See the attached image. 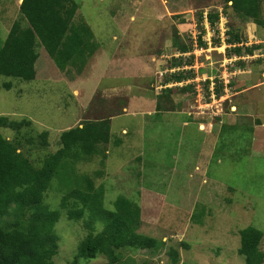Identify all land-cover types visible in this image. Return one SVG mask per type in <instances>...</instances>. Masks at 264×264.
Wrapping results in <instances>:
<instances>
[{
	"label": "rangeland",
	"instance_id": "rangeland-1",
	"mask_svg": "<svg viewBox=\"0 0 264 264\" xmlns=\"http://www.w3.org/2000/svg\"><path fill=\"white\" fill-rule=\"evenodd\" d=\"M74 1L75 20L87 23L98 43L83 74L32 80L0 74V116L29 119L26 136L49 132L46 147L18 137L34 165L57 150L60 134L81 119L110 116L107 142L91 155L63 160L44 193L48 206L59 208L60 196L81 185L84 175L102 170L94 186H103L104 206L113 209L118 198H129L141 209L138 231L164 240L156 253L117 251L124 255L120 264H174L173 252L176 264H245L237 249L239 230L249 225L263 231L258 249L264 255V155L251 152L253 132L264 130V26L226 13L223 0ZM214 11L218 20L211 25L207 13ZM20 18L19 0H0V46ZM228 31L239 33L247 46L260 43L252 55L241 56V66L225 50ZM179 57L184 62L175 65ZM178 69L189 77L163 86L168 72ZM215 78L224 87L219 97L213 82L205 84ZM242 83L248 88L234 93ZM185 85L192 88L183 90ZM165 87H176L171 102L165 98L154 110L156 93ZM129 96L137 97L131 102ZM116 101L118 109L126 108L112 116ZM0 133L8 139L16 134L8 128ZM64 211L54 225L59 241L53 264H69L88 230ZM194 212L201 223L192 222ZM81 262L107 264V257Z\"/></svg>",
	"mask_w": 264,
	"mask_h": 264
},
{
	"label": "trees",
	"instance_id": "trees-1",
	"mask_svg": "<svg viewBox=\"0 0 264 264\" xmlns=\"http://www.w3.org/2000/svg\"><path fill=\"white\" fill-rule=\"evenodd\" d=\"M261 1L223 0V10L264 26ZM77 8L74 0H21V18L10 25L0 46V74L24 80L62 79L72 72L83 74V70L89 67L88 61L98 51V43L91 35L90 26L84 21L75 20ZM199 17L202 20L201 13ZM207 20L213 25L218 20L217 11L208 12ZM228 32L226 44L229 46L225 50L228 57H238L241 66V56L252 55L260 43L247 46L239 33ZM173 43L177 45V40ZM187 49L185 44L178 47L183 53ZM183 62L179 57L175 65ZM168 74L162 81L164 84L189 77L183 69ZM213 81V92L218 97L223 92V84L216 78ZM205 82L208 87L211 81L205 79ZM228 86L232 87V84ZM5 87H9V84H5ZM188 88L192 87L185 85L183 90ZM175 89L165 87L156 93L157 110L161 109L165 98L171 102L169 96ZM119 111L118 107H114L112 116ZM109 120L110 116L81 119L60 134L61 146L57 150L45 154L41 165H34L26 150H22L24 144L18 137L46 147L49 132L44 130L34 133V136H26L32 127L29 119L0 116V128H8L16 133L12 139L0 133V264H53L52 257L57 252L59 241L54 225L61 215L60 209L65 210L68 220L82 219L88 229L69 264H82V260L98 254L107 257V264H120L124 255L117 251L121 249H148L156 253L164 245V240L158 241L154 236L138 231L141 209L136 202L122 196L116 200L113 209L104 206L103 186H94V178L101 177L102 170L84 175L81 185L70 188L60 196V209L48 206L50 195L44 199L51 179L58 169L64 167L62 162L66 157L76 160L91 155L99 143L108 141ZM222 126L224 129L225 126ZM191 220L201 223L197 212L192 214ZM262 236L263 231L251 225L239 230L240 245L237 251L244 255L245 264L263 262L264 255L258 249ZM172 259L174 264L178 262L177 253L173 252ZM140 264L154 263L142 259Z\"/></svg>",
	"mask_w": 264,
	"mask_h": 264
},
{
	"label": "crops",
	"instance_id": "crops-1",
	"mask_svg": "<svg viewBox=\"0 0 264 264\" xmlns=\"http://www.w3.org/2000/svg\"><path fill=\"white\" fill-rule=\"evenodd\" d=\"M20 1L21 0H19V3H20ZM172 1H179V0H172ZM251 70V69H250ZM242 77H243V75H242ZM240 80H242V78L240 79ZM226 81H228V80H226ZM230 84H232L231 82H230ZM229 88H231L230 86H228ZM233 87V86H232ZM241 87V88H240ZM237 86V84L236 85H234V88H237V90L234 92V93H236V92H239V91H242V90H244L245 88H248V87H245L244 86V83H242V86ZM249 88H251V87H249ZM120 90H125V88H124V86H122L119 90H118V92L120 91ZM231 92H233L232 90H231ZM119 94H116L115 96H118ZM124 95L125 96H127L128 94H126V93H124ZM222 95V94H221ZM130 97V99H131V102L133 101H135V97H137V96H129ZM119 98V97H118ZM121 98V97H120ZM140 98V97H139ZM240 98V97H239ZM141 99V98H140ZM138 100V99H137ZM240 100H241V98H240ZM239 100V101H240ZM144 103L146 102V100H142ZM154 102V110H155V106H156V101H153ZM241 102V101H240ZM119 105V104H118ZM116 106H117V101H116ZM118 107V106H117ZM126 108V106H123L122 107V110H124ZM150 110H148V112H149ZM172 111H169L168 113H171ZM98 115H101V117H102V114H101V112H99V114ZM201 119V118H200ZM197 121V123H198V120H196ZM205 122V120L203 121V123ZM258 122V121H257ZM199 124H202L201 122L199 123ZM262 124V123H261ZM199 129V128H198ZM122 131H124V130H122ZM230 143V142H229ZM251 144H252V150H251V152H252V154H253V156H259L260 155V153L258 152V151H260L261 152V155H264V130H257V129H255V131L253 132V135H252V138H251Z\"/></svg>",
	"mask_w": 264,
	"mask_h": 264
},
{
	"label": "clouds",
	"instance_id": "clouds-1",
	"mask_svg": "<svg viewBox=\"0 0 264 264\" xmlns=\"http://www.w3.org/2000/svg\"><path fill=\"white\" fill-rule=\"evenodd\" d=\"M20 2H21V1H20ZM182 81H184V80H182ZM182 81H179V82L173 81V82H168V83H165V84H164V82H162V83H163V86H167L169 83H171V84L173 83V85H175V84H179V83L182 82ZM221 81H222V80H220V82H221ZM211 82L214 83L213 80H212ZM211 82H210V83H211ZM213 83H212V85L214 86ZM173 85H172V86H173ZM223 89H224V87H223ZM212 93H213V92H212ZM214 96H215V94H214ZM215 97H216V96H215ZM218 97H219V96H218ZM116 107H117V106H116ZM119 109L122 110V106H121ZM118 113H119V112H118ZM188 115H189V114H188Z\"/></svg>",
	"mask_w": 264,
	"mask_h": 264
}]
</instances>
